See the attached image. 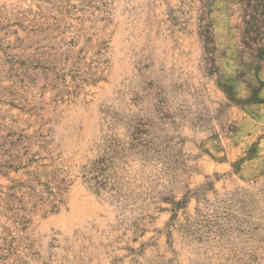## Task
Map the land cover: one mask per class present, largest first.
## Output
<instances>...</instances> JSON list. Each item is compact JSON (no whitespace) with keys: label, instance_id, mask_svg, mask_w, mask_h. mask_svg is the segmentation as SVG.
<instances>
[{"label":"rangeland","instance_id":"rangeland-1","mask_svg":"<svg viewBox=\"0 0 264 264\" xmlns=\"http://www.w3.org/2000/svg\"><path fill=\"white\" fill-rule=\"evenodd\" d=\"M0 264H264V0H0Z\"/></svg>","mask_w":264,"mask_h":264},{"label":"trees","instance_id":"trees-1","mask_svg":"<svg viewBox=\"0 0 264 264\" xmlns=\"http://www.w3.org/2000/svg\"><path fill=\"white\" fill-rule=\"evenodd\" d=\"M96 170H101V168H99V164H97V168H95Z\"/></svg>","mask_w":264,"mask_h":264}]
</instances>
